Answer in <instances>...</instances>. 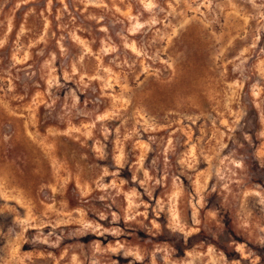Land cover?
I'll use <instances>...</instances> for the list:
<instances>
[{
    "label": "rangeland",
    "instance_id": "1",
    "mask_svg": "<svg viewBox=\"0 0 264 264\" xmlns=\"http://www.w3.org/2000/svg\"><path fill=\"white\" fill-rule=\"evenodd\" d=\"M0 264H264V0H0Z\"/></svg>",
    "mask_w": 264,
    "mask_h": 264
}]
</instances>
